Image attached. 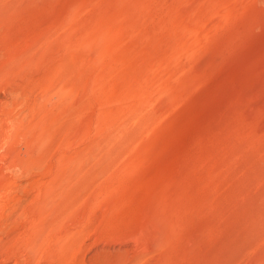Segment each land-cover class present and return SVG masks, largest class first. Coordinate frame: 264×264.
Instances as JSON below:
<instances>
[{
	"label": "rangeland",
	"instance_id": "1",
	"mask_svg": "<svg viewBox=\"0 0 264 264\" xmlns=\"http://www.w3.org/2000/svg\"><path fill=\"white\" fill-rule=\"evenodd\" d=\"M0 122V264H264V0H0Z\"/></svg>",
	"mask_w": 264,
	"mask_h": 264
},
{
	"label": "bare ground",
	"instance_id": "2",
	"mask_svg": "<svg viewBox=\"0 0 264 264\" xmlns=\"http://www.w3.org/2000/svg\"><path fill=\"white\" fill-rule=\"evenodd\" d=\"M6 112V111H5ZM5 115V114H4ZM5 117H8V116H4V118ZM2 120H3V118H1ZM5 120V119H4ZM10 120V119H9ZM6 121H8V119L6 120ZM1 123V122H0ZM10 123V122H9ZM8 123V124H9ZM5 124V123H4ZM6 124H7V122H6ZM10 125V124H9ZM17 126V125H16ZM0 127H2L1 125H0ZM3 128V127H2ZM2 128H0V129H2ZM6 128H7V125H6ZM10 129H11V126H10ZM19 129V128H18ZM11 131V130H10ZM10 131L8 132V130H6L5 129V126H4V128H3V130H2V133L3 134H1L0 135V140L2 141V144H0V148H3V147H5L6 145H7V143L10 141V136H9V134L8 133H10ZM13 132V131H12ZM13 135V134H12ZM13 139V138H12ZM13 141V140H12ZM9 144V143H8ZM12 147V146H11ZM15 150V149H14ZM1 155V154H0ZM4 155V154H3ZM9 156V155H8ZM1 158V157H0ZM16 164V163H15ZM19 165V164H18ZM23 168V167H22ZM8 187V186H7ZM4 189V188H3ZM8 196V195H7ZM5 198H6V196H5ZM1 199V198H0ZM3 201V200H2ZM1 207V206H0ZM68 232V231H67ZM35 235V234H34ZM11 236H13L12 234H11ZM16 236V235H15ZM37 240V239H36ZM19 247V246H18ZM2 249V248H1ZM3 250V249H2ZM1 250V251H2ZM33 250V249H32ZM58 250V249H57ZM58 252V251H57ZM78 252V251H77ZM36 253V252H35ZM43 253H45V252H43ZM51 253V252H50ZM41 254H42V252H41ZM63 258V257H62ZM0 259H1V257H0ZM29 259V258H28ZM55 259V258H54ZM20 260V259H19ZM37 260V259H36ZM27 261V260H26ZM32 261L33 260H29L28 261V263H26V264H32ZM36 262V261H35ZM52 262H54V261H52ZM25 263V262H24ZM63 263V262H62ZM61 264V263H60Z\"/></svg>",
	"mask_w": 264,
	"mask_h": 264
}]
</instances>
